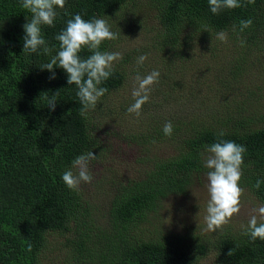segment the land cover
Listing matches in <instances>:
<instances>
[{"label":"trees","instance_id":"obj_1","mask_svg":"<svg viewBox=\"0 0 264 264\" xmlns=\"http://www.w3.org/2000/svg\"><path fill=\"white\" fill-rule=\"evenodd\" d=\"M57 11L55 26H42L49 46H56L51 55L58 49L55 35L79 13L85 20L107 22L118 38L105 40L100 50L120 51L122 59L115 62L112 77L101 85L108 91L97 107L81 115L77 89L67 84L66 73L55 68L56 78L49 80L51 73L40 66L50 56L22 50V25L30 14L19 0H0V264H42L41 251L53 232L69 234L54 264H203L205 258L210 259L208 264H264V241H251L244 234L245 226L175 235L163 234L161 226L159 230L154 227L156 237H150V231L141 225L156 219L163 199L187 196L201 183L199 174L208 172L203 166L206 148L220 139L245 146L238 183L264 203V114L260 122L256 117L247 123L232 116L222 121L199 120L194 115L185 121L193 115L192 106L185 109L182 119L158 112L153 116L157 110L149 111L144 125L137 129L140 132L128 131L123 141L141 146L160 141L173 149L153 161L150 154L141 156L145 165L136 179L112 181L115 195L107 208L93 190L96 183L103 187L107 175L96 171L101 179L81 183L78 190L68 189L61 179L66 170L78 173L74 171L77 157L91 151L101 153L100 157L109 153L108 145L98 140L95 130L99 128L93 119L107 123L108 118L129 115L127 108L133 101L110 106L112 95L123 89L131 74L143 71L141 66L131 65L146 50L133 47L124 51L119 42L144 33L168 61L181 59L184 47L194 39L190 33L197 35L201 29L234 32L245 42L260 45L264 43V0L215 15L208 0H66L65 8ZM248 18L252 26L239 32V21ZM90 54L86 48L80 52L82 58ZM172 80L174 87L169 85L170 79L163 82L159 78L157 85L182 89L179 80ZM52 95L57 98L54 111L46 106ZM151 105L145 103L141 114ZM167 121L174 126L170 137L162 131ZM220 131L225 133L223 137L218 136ZM258 179L262 183L257 189L253 186ZM91 187L93 191L88 192ZM94 211L100 213L99 218Z\"/></svg>","mask_w":264,"mask_h":264},{"label":"rangeland","instance_id":"obj_2","mask_svg":"<svg viewBox=\"0 0 264 264\" xmlns=\"http://www.w3.org/2000/svg\"><path fill=\"white\" fill-rule=\"evenodd\" d=\"M225 33H227V42L217 39V33L206 32L202 29L197 35L195 31L191 32L190 35L194 39L190 42V46L184 47L182 58L170 61L167 60L168 57H163L160 50L158 52L154 50L150 36L144 33L132 34L127 40L119 42L118 46L124 51L133 47H144L147 59L140 65L143 71L131 74L123 89L114 92L110 106L119 105L128 99L133 101L131 91L135 81L133 82L132 79L137 74L143 77L152 70L159 71L161 81L167 82L170 79V86L174 87L172 83L174 79L179 80L183 87L175 90L165 83L161 84V88L157 83L153 84L148 101L152 102V105L148 112L142 113L138 118L133 114H125L116 118H108L107 123L93 119L97 129L99 128L98 131L95 130L98 140L103 141L109 148L108 154L100 157L101 153L97 152L95 153L96 158L88 163V171L93 177L92 181L101 179L96 171L100 175L109 177L103 187H99L97 183L93 185L96 197L101 196L99 200L105 208L110 207V200L115 195L112 181L126 183V180L136 179L141 173L139 169L145 165L140 161L141 156L150 154L149 160L153 161L164 154H170L173 149L170 144L160 141L149 142L150 144L142 146L123 141L125 133L130 130L136 132L139 126L144 125L148 117L147 113L151 114L149 111L157 110L152 114L153 116H156L158 112L161 115L170 117L172 114L177 119H182L181 117L186 113L185 109L192 106L193 115L185 117V121L194 115L199 120L223 121L229 116L236 121L244 120L247 123L256 117H259V122L262 120L261 116L264 114V43L256 45L249 41L245 42L244 46H240V40L243 37L234 32ZM202 34L208 35L203 36ZM199 35L202 37L201 40L197 37ZM131 66L138 67L137 59ZM119 132L123 134L117 135ZM78 170L75 166L74 171L78 172ZM199 176L202 177L201 183L195 184L187 196H168L163 199L160 210L156 212V219L141 224L150 231L148 232L150 237H156V233L152 230L154 227L159 230L161 226L164 229L163 234H183L190 230L213 233V231L206 230L205 222L209 199L207 175L199 174ZM241 189L243 191L240 196V212L233 215L222 228L228 227L236 230L246 226L254 210L264 206V203L251 196L248 190ZM93 190L91 187L88 192ZM99 215V212L94 211V217L99 218ZM105 219L108 220L106 217ZM48 237L44 246L46 248L41 251V259H44L41 261L42 264H54L55 259L61 257V252H59L62 250L61 245L67 243L66 239L69 234L53 232ZM202 261L203 264H208L210 259L205 258Z\"/></svg>","mask_w":264,"mask_h":264},{"label":"clouds","instance_id":"obj_3","mask_svg":"<svg viewBox=\"0 0 264 264\" xmlns=\"http://www.w3.org/2000/svg\"><path fill=\"white\" fill-rule=\"evenodd\" d=\"M20 7L30 14L25 16L26 22L23 28L22 50L26 54H43L50 56L47 63L40 66L41 70L51 73L49 80L56 78L55 68H60L66 73L68 85H75L76 97L81 105V115L89 110H94L100 98L107 93L108 89L102 87L114 73V64L122 59L119 52H105L100 50V46L105 40H115L118 34L110 30L104 19L92 18L85 20L79 13L66 21V26L56 35L58 49L55 55H51L55 45L49 46L42 35V26L54 27L58 16L57 9H64L66 0H19ZM255 3V0H208L209 10L212 14H219L224 10H231L240 7H247ZM251 18L239 21V32L251 27ZM236 26L233 31H236ZM217 39L227 42V33L221 31L217 33ZM245 41L240 40V46H244ZM87 49L91 54L86 58L80 56L83 49ZM147 59L146 54L137 58V65L140 66ZM160 73L152 70L147 75L135 76V85L131 95L133 103L127 108L129 114L135 117L141 115L142 106L149 101L151 86L159 81ZM47 108L54 111L57 106L56 95H52L47 100ZM171 121L165 122L162 131L165 136L173 133ZM225 133L220 131L219 137ZM246 148L231 140L220 139L207 146L206 156L203 166L207 172V191L209 195L206 208V230L216 231L227 224L233 215L240 212V196L242 189L239 180L242 176L241 165L243 164V154ZM96 155L91 151L76 158L74 166L78 167V173L73 174L71 170H66L61 175L65 186L70 190H78L81 183H91L93 177L88 171V163L94 160ZM261 180H257L253 187L259 188ZM244 234L251 241L257 239L264 241V206L254 210L250 216L248 224L244 228Z\"/></svg>","mask_w":264,"mask_h":264}]
</instances>
